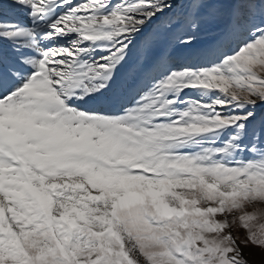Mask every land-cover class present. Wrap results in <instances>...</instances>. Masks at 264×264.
Masks as SVG:
<instances>
[{
	"label": "snow or ice",
	"instance_id": "obj_1",
	"mask_svg": "<svg viewBox=\"0 0 264 264\" xmlns=\"http://www.w3.org/2000/svg\"><path fill=\"white\" fill-rule=\"evenodd\" d=\"M264 264V0H0V264Z\"/></svg>",
	"mask_w": 264,
	"mask_h": 264
},
{
	"label": "rangeland",
	"instance_id": "obj_2",
	"mask_svg": "<svg viewBox=\"0 0 264 264\" xmlns=\"http://www.w3.org/2000/svg\"><path fill=\"white\" fill-rule=\"evenodd\" d=\"M250 259L253 260V264H259V256L250 257Z\"/></svg>",
	"mask_w": 264,
	"mask_h": 264
}]
</instances>
